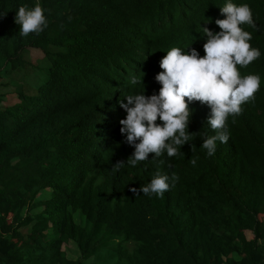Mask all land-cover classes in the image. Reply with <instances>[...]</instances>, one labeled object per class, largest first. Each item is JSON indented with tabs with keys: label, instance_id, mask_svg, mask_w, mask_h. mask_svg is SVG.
Masks as SVG:
<instances>
[{
	"label": "trees",
	"instance_id": "obj_1",
	"mask_svg": "<svg viewBox=\"0 0 264 264\" xmlns=\"http://www.w3.org/2000/svg\"><path fill=\"white\" fill-rule=\"evenodd\" d=\"M228 2L248 4L257 25L241 27L260 57L236 66L259 75L254 100L228 117L213 156L201 146L216 134L211 108L194 100L181 154L131 166L119 102L159 93L172 48L203 57V28L221 31ZM37 4L47 27L21 36L16 13ZM0 87V264H264V0H0ZM157 172L162 197L129 190Z\"/></svg>",
	"mask_w": 264,
	"mask_h": 264
},
{
	"label": "clouds",
	"instance_id": "obj_2",
	"mask_svg": "<svg viewBox=\"0 0 264 264\" xmlns=\"http://www.w3.org/2000/svg\"><path fill=\"white\" fill-rule=\"evenodd\" d=\"M220 11L226 17L215 21L221 31L203 28L207 37L203 57L195 48L187 52L172 48L160 62L163 71L155 77L162 85L159 93L151 96H146L144 92L127 95V103L123 100L119 102L127 113L126 118L119 122L122 125L120 132L126 137L124 142L135 148L126 161L131 166L148 160L150 153L154 154L153 159L165 151L168 157L181 154V147L192 139V133L188 132L191 117L188 102L194 100L211 108L207 123L216 134L204 139L201 146L207 150L209 157L213 156L217 141L227 143L229 139L225 131L228 117L239 115L241 105L254 100L260 88L259 75L250 74L241 78L236 67H247L261 55L249 43L251 34L241 27L246 24L257 28L252 10L248 4L237 6L228 2ZM15 23L20 26V35L24 37L29 33L39 35L47 27L44 10L39 4L31 10L21 6L16 13ZM137 82V78L133 77L131 83ZM158 119L162 125L156 123ZM126 162L118 161L113 165V170H119ZM190 163L195 166L196 161L192 159ZM178 179L173 173L172 186ZM168 180L167 175L157 172L148 185L129 190L136 195L142 192L144 195L162 197L169 190Z\"/></svg>",
	"mask_w": 264,
	"mask_h": 264
},
{
	"label": "rangeland",
	"instance_id": "obj_3",
	"mask_svg": "<svg viewBox=\"0 0 264 264\" xmlns=\"http://www.w3.org/2000/svg\"><path fill=\"white\" fill-rule=\"evenodd\" d=\"M42 55V52L38 49V48H29V53H28V58L31 60V62H34L37 61L38 59H40ZM16 75L18 74H13L14 77H16ZM40 76V74H38V77ZM5 91L6 90V87H0V91ZM2 104L5 103V101H2L0 102ZM260 218H262L264 220V213L262 214H259ZM245 235L246 236H250V233L249 231H245ZM61 248L64 250L65 252V255L67 257H70V258H75L78 256V250L76 248V245L74 244V242L72 241H67L65 243H63L61 245ZM110 253V251H102L99 253V257L98 258H102L103 256H106ZM96 259V256H90L84 263H87V262H90V261H93Z\"/></svg>",
	"mask_w": 264,
	"mask_h": 264
}]
</instances>
